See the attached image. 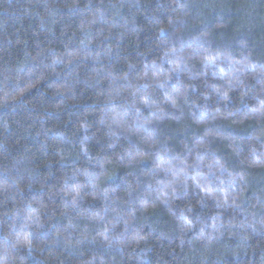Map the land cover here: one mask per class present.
Returning a JSON list of instances; mask_svg holds the SVG:
<instances>
[{"label":"trees","instance_id":"obj_1","mask_svg":"<svg viewBox=\"0 0 264 264\" xmlns=\"http://www.w3.org/2000/svg\"><path fill=\"white\" fill-rule=\"evenodd\" d=\"M0 264H264V0H0Z\"/></svg>","mask_w":264,"mask_h":264}]
</instances>
